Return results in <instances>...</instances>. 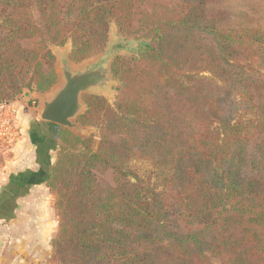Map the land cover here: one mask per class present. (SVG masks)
Listing matches in <instances>:
<instances>
[{"label": "trees", "instance_id": "trees-1", "mask_svg": "<svg viewBox=\"0 0 264 264\" xmlns=\"http://www.w3.org/2000/svg\"><path fill=\"white\" fill-rule=\"evenodd\" d=\"M112 23L149 36L114 58L115 102L83 96L78 123L99 130L98 148L47 122L58 158L28 174L57 196L50 261L264 264V0H0V106L56 84L51 45L71 39L81 62L104 51ZM31 38L38 48L20 43ZM209 79L220 93L205 94ZM132 159L164 173L154 184Z\"/></svg>", "mask_w": 264, "mask_h": 264}, {"label": "rangeland", "instance_id": "rangeland-1", "mask_svg": "<svg viewBox=\"0 0 264 264\" xmlns=\"http://www.w3.org/2000/svg\"><path fill=\"white\" fill-rule=\"evenodd\" d=\"M147 32V26L138 23L134 35L125 37L118 32L117 25L112 23L108 43L104 51L81 62H74L69 57L71 39H68L64 45H51L47 50H50L54 59L52 61V58L45 57L43 61L45 64L52 62L58 76L56 84L50 90H56L60 84L65 82L64 71L71 70L76 73L81 69L97 68L101 65V67H104L109 72L107 85L101 88H90L86 94L103 95L111 103L115 102L117 96L116 87L119 85V80L112 73V62L118 55L130 56L135 54L139 44L147 42L146 39L149 36ZM20 43L26 48L34 49L39 47L40 40L38 38L24 39ZM206 75L209 74L206 73ZM49 91H24L15 101L0 106V117L2 119H15L17 122L15 126L17 130L15 129V131L18 133L16 135L17 140L12 145H0L1 170L8 173L35 166L36 153L38 147H41L40 144L45 145L43 147L49 156L48 162L53 161L54 163L57 160L61 148L59 145L61 144L55 135V129L52 130V133L49 132L48 129L51 130V126L41 118L44 103L51 97ZM220 91L222 89L219 81L207 80L205 94L214 95L220 93ZM83 108L86 109L85 103ZM79 129L75 126L70 130L81 137H92L93 148L96 150L101 138L99 130L96 127L83 126L81 124L79 125ZM45 132H47L48 138L46 143L43 141ZM6 164L7 167H4ZM129 166L140 176L154 184L159 181L164 173L148 161L142 159H132ZM6 188L7 186H0V194ZM29 188L33 189L32 193H28L29 196L24 197L19 195L16 197L18 202L27 206L25 208H27L28 212L22 214L23 218L17 217V219L0 223V235H2L0 239V251H4L5 253L7 249L8 252H11L14 249L21 248L25 252H23L21 258L26 259L28 257L30 264H59L50 261V258L54 254L52 241L57 237L60 229V217L56 209V193L50 190L46 184L29 186ZM40 220H49L52 223L49 224L50 233L53 236L51 239L44 240L38 237ZM13 255L7 253L5 256L13 258Z\"/></svg>", "mask_w": 264, "mask_h": 264}, {"label": "water", "instance_id": "water-1", "mask_svg": "<svg viewBox=\"0 0 264 264\" xmlns=\"http://www.w3.org/2000/svg\"><path fill=\"white\" fill-rule=\"evenodd\" d=\"M63 74L65 82L56 90L49 91L51 97L44 103L41 118L68 129L75 126L79 129L80 124L77 120L85 110L83 108L84 94L90 88L105 87L109 72L100 65L97 68L91 67L76 73L67 70Z\"/></svg>", "mask_w": 264, "mask_h": 264}, {"label": "crops", "instance_id": "crops-1", "mask_svg": "<svg viewBox=\"0 0 264 264\" xmlns=\"http://www.w3.org/2000/svg\"><path fill=\"white\" fill-rule=\"evenodd\" d=\"M83 70L85 69H81L80 71H83ZM61 78H60V81H61ZM62 85L63 84H60L58 88L61 87ZM48 131L50 132L49 129ZM42 137H43V134H42ZM43 141H45V143L48 141L47 132H45V137L43 138ZM40 145L41 147H38L37 153H36L37 156L35 159V164H36L35 166L27 167L25 169L18 170L16 172L11 171L8 173L0 169L1 170L0 171V186H39L41 184H45L42 181L33 183L31 182V180L37 177H32V178L28 177V174L30 173H35L37 175H43L44 173L43 168L45 166V159L46 158L48 159L49 156L47 152L44 151L45 148L43 146L45 145L44 144H40ZM52 163L53 161L49 162V164H52ZM4 167H7V164L4 165ZM26 189H27L26 192L20 196H24V197L29 196L28 193H32L33 191V189H30L29 187H27ZM4 195L5 194H3V192L2 194H0V223L17 219V217L23 218L22 214H25V212H28L27 208H25L27 206H24L21 202H18L17 198L13 199L10 202H6V200L3 199ZM42 220H40V231L38 232L39 233L38 237L44 240L51 239V237L53 236L50 233L49 224H52V223L49 220H46V221H42ZM1 237L2 235H0V239ZM7 250L5 253L4 251H0V264H30L28 257L26 259H24L23 257L21 258L24 252L23 250H21V248H18L17 250L14 249L11 252H8ZM7 253L14 254L13 258L5 256Z\"/></svg>", "mask_w": 264, "mask_h": 264}, {"label": "built area", "instance_id": "built-area-1", "mask_svg": "<svg viewBox=\"0 0 264 264\" xmlns=\"http://www.w3.org/2000/svg\"><path fill=\"white\" fill-rule=\"evenodd\" d=\"M17 122L15 119L0 117V145H12L17 140L15 131Z\"/></svg>", "mask_w": 264, "mask_h": 264}]
</instances>
